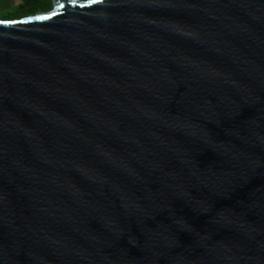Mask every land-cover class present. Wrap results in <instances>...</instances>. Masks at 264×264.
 <instances>
[{"label": "water", "instance_id": "water-1", "mask_svg": "<svg viewBox=\"0 0 264 264\" xmlns=\"http://www.w3.org/2000/svg\"><path fill=\"white\" fill-rule=\"evenodd\" d=\"M0 264H264V0L0 19Z\"/></svg>", "mask_w": 264, "mask_h": 264}, {"label": "rangeland", "instance_id": "rangeland-1", "mask_svg": "<svg viewBox=\"0 0 264 264\" xmlns=\"http://www.w3.org/2000/svg\"><path fill=\"white\" fill-rule=\"evenodd\" d=\"M25 0H0V19L10 20L16 15V12ZM43 7L37 9L35 14L46 13L53 9V0H37ZM51 3L52 8L44 9L46 5Z\"/></svg>", "mask_w": 264, "mask_h": 264}, {"label": "trees", "instance_id": "trees-1", "mask_svg": "<svg viewBox=\"0 0 264 264\" xmlns=\"http://www.w3.org/2000/svg\"><path fill=\"white\" fill-rule=\"evenodd\" d=\"M41 7L43 6L38 3L37 0H25L24 3L19 6L16 15L14 17H11L10 20L35 15L37 9H40ZM50 8H52L51 3L44 7V9Z\"/></svg>", "mask_w": 264, "mask_h": 264}]
</instances>
